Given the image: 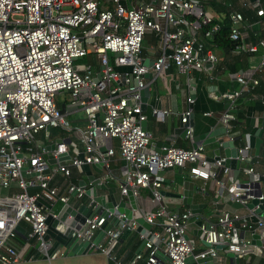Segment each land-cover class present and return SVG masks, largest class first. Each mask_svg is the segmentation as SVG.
I'll return each mask as SVG.
<instances>
[{"label": "built area", "instance_id": "1", "mask_svg": "<svg viewBox=\"0 0 264 264\" xmlns=\"http://www.w3.org/2000/svg\"><path fill=\"white\" fill-rule=\"evenodd\" d=\"M122 1L0 0V264L21 260L14 243L18 238L15 227L22 224L28 227L23 248L32 252L40 241L47 259L63 256L53 248L52 240L42 239L48 234V220H56L63 205L78 208L86 196V189L71 181V168L102 163V180L109 181L116 155L122 163L121 196L130 191L136 198L141 190H147L157 208L140 215L151 226L146 238L140 235L145 239V256L137 254L126 262L117 257L115 248L124 231H136L137 224L132 220L111 228L110 216L94 213L86 217L76 238L91 242L104 231L99 244L90 248L112 264H138L143 258L146 264H189V258L193 264H201L207 256L217 255L219 244L239 259L260 256L264 253V217L255 211L264 195H255V187L239 188L220 161H208L203 146L185 150L172 145L163 153L149 150L151 135L141 127L146 120L141 110L145 76H159L173 67L178 75L187 77L194 71H206L208 64L218 65L206 39L219 26L199 35L201 24L213 20L199 0H148L131 10L124 8ZM260 1L254 0L253 6L258 7ZM257 15L264 22L262 9ZM229 19L230 38L240 41L243 16L233 11ZM147 33L159 35L162 41V52L151 66L142 56ZM259 46L264 49V38ZM256 49L248 47L246 51ZM236 81L244 90L258 84L255 78L241 76H236ZM62 94L59 101L57 96ZM240 95L236 92L226 97L232 102ZM61 105L70 111L61 113ZM73 111L80 118L70 122L66 116ZM151 114L164 122L170 111L152 109ZM189 115V111L183 114V124ZM233 121L234 114L229 111L220 117L227 134ZM52 131L57 135L53 137ZM63 133L67 135L61 137ZM56 141L60 143L49 152L47 146ZM100 149L105 150V157ZM46 154L55 164H47ZM251 158L249 143L239 148L242 164ZM185 167L193 179L214 181L221 199L244 207L258 201L247 215L221 210L215 225H208L207 230L201 225V239L210 245L203 253H195L194 242L188 237L190 211H169L162 195V173ZM248 170L254 173L251 167ZM89 201L92 206L91 198ZM237 224L248 237H238ZM234 234L236 243L232 242ZM255 234L260 246L252 243Z\"/></svg>", "mask_w": 264, "mask_h": 264}, {"label": "crops", "instance_id": "2", "mask_svg": "<svg viewBox=\"0 0 264 264\" xmlns=\"http://www.w3.org/2000/svg\"><path fill=\"white\" fill-rule=\"evenodd\" d=\"M148 0H132L131 5L134 6L138 2L144 3ZM203 5L204 10L214 20L222 21L225 14L233 10L240 12L243 16V24L240 33V41L237 49L224 52L219 49H213L214 54L218 58V65H206V71H194L191 75L184 77L177 74L173 67L169 70L162 72L159 76L146 78L147 86L149 87L150 96L146 104L141 105L142 113L146 116V131L151 135L148 149L157 153H163L169 146H177L185 150L193 149V138L204 132H210L215 129L222 128L220 123L221 115L228 111V109L237 110L238 113L234 114V121L231 123L230 134H234V144L241 148L249 143L252 147V158L242 164L243 169L251 167L254 174L264 177V132L262 134V144L260 152L255 154L254 150V133L262 126L264 121V66H260V62L264 59V49L259 46V42L264 38V22L262 17L257 15V11L262 9L264 11V1L261 0L258 7H254V0H199ZM161 25L165 26L163 21ZM147 36V37H146ZM199 36V35H198ZM153 37V39H152ZM151 39L153 43H151ZM248 47H256L255 52H248ZM162 52V41L159 35L147 33L143 41L142 56L149 66L152 61ZM96 62V68L99 67ZM211 72L212 78H209ZM236 76H241L246 80L255 78L258 84L244 90L242 85L236 81ZM250 84V83H249ZM186 91L195 95L192 100V109L189 111L190 115L185 124H190L192 128V135H185L184 131L175 133V129L179 124L184 125L181 120L183 114L181 113V92ZM241 93V95L232 101L229 108L225 104V99L228 94ZM168 110L170 111L167 119L162 122L155 119L151 110ZM77 115L73 121L80 118L79 113L70 112L67 116ZM237 116H241L238 118ZM72 121V122H73ZM81 122V121H80ZM190 128V127H189ZM187 130V129H185ZM227 135L217 139L226 140ZM117 145L116 141L114 142ZM205 153L210 157L212 149L215 145H202ZM121 161L118 156L112 162V175L113 179L105 182H111L119 186L121 182V175L119 168ZM103 174V173H102ZM102 174L96 173L90 165L84 166L81 169L71 168V176L78 178L76 184L80 181L86 182V189L90 187L88 177L94 176L100 178L102 182ZM164 177V187L162 195L164 204L169 211L184 212L189 211L188 206L183 205L182 198V184L185 180L193 183L194 189L192 193V202L196 205H204L201 214L190 222V229L188 237L194 242L195 253H203L209 249L199 236L200 226L215 225L217 216L221 210L236 212L242 215L248 214V209L243 207L241 209H234L228 205V200L219 197V191L214 184V181H202L193 179L188 174L187 167L174 168L166 170L162 173ZM230 176L232 172L230 171ZM72 180V178H71ZM237 181L245 183L247 181L246 175L241 171ZM104 182V183H105ZM262 189V184L260 183ZM99 195L108 198L110 189L106 191H98ZM264 195V188L262 189ZM119 198H122L119 193ZM83 203L90 204L89 199L84 196ZM126 207L130 203L126 201ZM137 210L133 211V217H139L147 212H153L157 208V204L147 194V190H141L140 194L135 198ZM60 206V205H58ZM260 215V214H259ZM264 217V216H259ZM108 226L111 228H119L112 222V217L108 218ZM51 224V223H50ZM24 235H18L14 246L20 251L21 260L16 264H112L104 255L93 248H86L80 255H69L64 248H60L64 254L56 259L49 260L46 257L36 256L35 251H29L21 245L26 240L28 227L25 224L21 225ZM142 228L137 224V230L131 232L123 240H119L115 248L117 257L126 262L131 260L137 254L145 252L141 247L142 239L140 238ZM48 234L53 239V248L56 249V241L54 240L57 235L55 231L50 228ZM236 234L238 237H248L249 235L243 231L239 224L236 225ZM95 238V237H94ZM94 240V239H93ZM102 240V239H101ZM217 255L215 257L207 256L201 260V264H264V253L260 256H251L250 259H239L238 257L230 259L229 252L220 245L216 249ZM32 257L29 259V257ZM190 258L189 264H193ZM138 264H146L143 258Z\"/></svg>", "mask_w": 264, "mask_h": 264}, {"label": "water", "instance_id": "3", "mask_svg": "<svg viewBox=\"0 0 264 264\" xmlns=\"http://www.w3.org/2000/svg\"><path fill=\"white\" fill-rule=\"evenodd\" d=\"M132 0H123L122 5L127 10L132 9L131 5ZM146 64V62H145ZM152 64V63H151ZM149 64V66H151ZM147 65V64H146ZM152 73H148L145 78H152ZM100 76L98 75L95 79V82H98ZM150 96L149 93V87H145L141 91V105L146 104V101L148 100ZM195 95L192 93H188L186 91L181 92V113L185 114L186 112L190 111L192 109V105L189 102V100H194ZM225 104L227 105V108H229L231 101L229 99H225ZM74 109V107H73ZM70 110L66 108V106L61 105L60 106V112L66 113ZM229 112L236 114L238 113L237 110L234 109H228ZM141 127L143 130L146 131V122L144 121L141 124ZM190 127V128H189ZM187 129V130H185ZM180 131H184L185 135L186 132H189V136L192 135V128L190 124H179V127L175 129V133H178ZM264 132V121L262 123V126L257 129L254 133L255 141H254V150L255 154L258 155L260 152V146L262 144V134ZM224 135H227L226 140H220L217 139L219 137H222ZM234 134H227L226 129L224 127L215 129L210 132H204L200 135L193 138V149H196L198 147L197 144L201 143L202 145L208 146V145H215V147L211 151V156L207 159L209 162L214 161H220L221 165L227 169H229L232 172V177L234 180H237L241 171L246 175L247 181L245 183H238L239 188H246V187H255L256 191L254 192L255 195H259L262 193V189L264 188V177H260L252 172H250L248 169L242 168V163L238 159V150L239 147H237L234 144ZM60 141H56V143L51 144L47 146V150L49 152L53 151L55 149L56 144H59ZM100 152L103 157H105V150L100 149ZM45 160L47 161L48 165L55 164V160L52 158L51 155L46 154L44 156ZM64 158L61 157L60 160H63ZM90 167L96 171L98 174L103 173L102 163L97 164H91ZM48 172V171H47ZM88 181L90 182V187L86 189V182L80 181L78 183L79 187H82L86 189L85 195L88 199L91 198L92 200V206L87 205L86 203H81V205L78 208H73L70 205H63L60 210L58 211L57 219L53 220L50 224V228L55 231L57 237L54 239L56 241V249L64 248L69 255L75 254L80 255L86 248L92 246H96L99 244L101 239L104 237L105 232L99 231L97 235L95 236L94 240L91 242L83 241L81 238H76L75 233L78 232L81 229V226L84 224L86 217L96 213L100 217L108 218L109 216L112 217V222L117 227L120 224L127 223L130 221H134L136 224H138L141 228V235L143 238H146L148 236V232L151 229V226L145 222L143 217H133V211L137 210V206L135 203V198L132 196L130 191L126 193V196L119 198L118 193V186L111 183V182H102L100 178H96L94 176L88 177ZM260 183L262 184V189L260 187ZM110 189V195L108 198H106L104 195H99L98 191H106ZM193 183L189 180H185L182 184V195L178 196L182 198V203L185 206H188L190 213L192 214V220L196 219L200 214L201 210L205 207L204 205H196L192 202V193H193ZM128 201L130 203L129 207H126V204ZM260 203V202H259ZM256 204H258L257 200H252L248 205L245 206L247 209H252ZM228 205L234 209H241L244 206H242L238 202H228ZM256 214H260L261 216H264V201L261 202V205L259 206V209L255 211ZM119 216V218H117ZM209 228L208 224L205 225V229L207 230ZM15 231L18 235L23 234L24 231L21 225H17L15 227ZM130 230H125L124 233L121 235L120 240H123L130 234ZM28 236V232L26 233ZM202 230H199V236H201ZM27 236L25 235L26 239ZM237 235H233L232 242L236 243L238 241ZM51 239V236L49 234H46L42 242H47ZM145 239L141 242V247L144 246ZM207 247H210V245L206 242H204ZM252 243L260 246L261 242L259 239V236L257 234L252 236ZM221 244L217 245L216 247L219 248ZM224 247V245H223ZM33 250L36 252V256L45 257L46 252L44 251L41 242L38 241L34 247ZM228 257L230 259L235 258L236 255L233 253H229ZM187 262H190V258L187 260Z\"/></svg>", "mask_w": 264, "mask_h": 264}, {"label": "trees", "instance_id": "4", "mask_svg": "<svg viewBox=\"0 0 264 264\" xmlns=\"http://www.w3.org/2000/svg\"><path fill=\"white\" fill-rule=\"evenodd\" d=\"M230 11H227L228 13L225 14V17L223 18L222 21H216L212 20L210 23L207 24H201L200 30H199V35L203 36L204 34L210 32L213 28V26L218 25V29L216 31H213L211 33V37L206 39V42L212 49H219L224 52H230L238 48L239 46V41H233L230 38V19H229V14L233 12V10L229 9ZM190 21L193 20L192 17H188ZM238 118H241V116H237ZM52 136H56L57 132L52 131ZM66 136L67 134H60V136ZM72 182L77 183L78 178L75 176H71ZM147 194L150 196L149 191H147ZM116 254V250H115Z\"/></svg>", "mask_w": 264, "mask_h": 264}, {"label": "rangeland", "instance_id": "5", "mask_svg": "<svg viewBox=\"0 0 264 264\" xmlns=\"http://www.w3.org/2000/svg\"><path fill=\"white\" fill-rule=\"evenodd\" d=\"M106 7H109V5H106ZM146 37H147V36H146ZM152 39H153V37H152ZM152 39H151V43H153V40H152ZM63 95H65V94H62V95H58V96H57V98H58L59 101H62V98H64ZM76 116H77V115L66 116V118H67L70 122H72L73 119H75ZM1 193H3V191H2ZM50 223H51V221L48 220V225H50Z\"/></svg>", "mask_w": 264, "mask_h": 264}]
</instances>
